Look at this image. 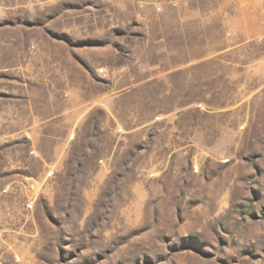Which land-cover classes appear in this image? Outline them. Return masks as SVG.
<instances>
[{
	"label": "rangeland",
	"instance_id": "374dc122",
	"mask_svg": "<svg viewBox=\"0 0 264 264\" xmlns=\"http://www.w3.org/2000/svg\"><path fill=\"white\" fill-rule=\"evenodd\" d=\"M0 264H264V0H0Z\"/></svg>",
	"mask_w": 264,
	"mask_h": 264
}]
</instances>
